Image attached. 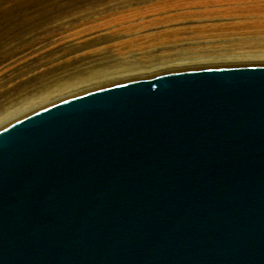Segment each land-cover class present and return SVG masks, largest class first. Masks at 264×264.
Returning a JSON list of instances; mask_svg holds the SVG:
<instances>
[{"label": "water", "instance_id": "95a60500", "mask_svg": "<svg viewBox=\"0 0 264 264\" xmlns=\"http://www.w3.org/2000/svg\"><path fill=\"white\" fill-rule=\"evenodd\" d=\"M0 264H264V65L120 82L0 129Z\"/></svg>", "mask_w": 264, "mask_h": 264}, {"label": "rangeland", "instance_id": "374dc122", "mask_svg": "<svg viewBox=\"0 0 264 264\" xmlns=\"http://www.w3.org/2000/svg\"><path fill=\"white\" fill-rule=\"evenodd\" d=\"M242 52L264 53V0H0V117L168 72L264 65ZM104 73L101 86L24 113L42 93Z\"/></svg>", "mask_w": 264, "mask_h": 264}, {"label": "bare ground", "instance_id": "6f19581e", "mask_svg": "<svg viewBox=\"0 0 264 264\" xmlns=\"http://www.w3.org/2000/svg\"><path fill=\"white\" fill-rule=\"evenodd\" d=\"M257 51H260L259 49H257ZM242 54H243V56H237L238 58L240 57V58H243V57H248V58H264V53H257V52H242ZM236 56V55H235ZM237 57H234V58H237ZM245 59V58H244ZM247 59V58H246ZM198 60H200V59H198ZM250 60V59H249ZM262 65V64H261ZM244 66H247V65H244ZM226 67H228V66H226ZM203 69V68H202ZM194 70V69H193ZM181 71H185V70H181ZM175 72H177V71H175ZM168 73H171V72H168ZM147 74V73H146ZM107 75L108 74H101V75H97V76H94V77H92V78H87V79H84V80H81L80 81V79H79V81H77V80H74L75 82H72V83H70V84H66L65 86H61V88H58V89H56V91H52L51 93H45V94H41L39 97H37V98H34V99H32V100H30L29 102H27V103H25L26 105L25 106H27V107H30V108H27L28 110H26L25 109V112L24 113H26V111H27V113H28V111H30L31 109H33V108H35V107H38V106H42V104L44 105V104H46V103H48V102H50V101H52V100H54L55 101V99L59 96V97H61V96H66V95H70V94H72L73 95V93H76V92H81V91H83V90H87V89H92V87L93 86H97V85H100V84H102V81H99V80H97L96 78H100V77H107ZM82 76V75H81ZM158 76V75H157ZM147 77H149V76H147ZM126 78V77H125ZM101 79H103V78H101ZM73 81V80H72ZM125 81V80H124ZM112 82V81H111ZM110 83V82H109ZM104 84V83H103ZM61 85H63V83L61 84ZM86 86H88V87H86ZM101 86V85H100ZM59 87V86H58ZM99 87V86H98ZM57 88V87H56ZM97 89V88H96ZM92 90H94V89H92ZM48 99H51V100H48ZM64 99V98H63ZM51 103V102H50ZM54 103V102H53ZM47 106V105H46ZM26 108V107H25ZM19 110H22V109H19ZM18 109H14V110H11V111H9V112H6V114L4 113V114H2L3 116H1L0 117V127H2L3 125H5V124H3L2 123V121H4V120H7V121H12L13 120V122H15L14 121V118H16V117H18L17 115H16V117H13V118H11L13 115H15V114H17V112L19 111ZM22 111H24V110H22ZM35 111V110H34ZM29 113H32V112H29ZM28 115V114H27ZM23 117H24V115H23ZM12 119V120H11ZM6 121V122H7ZM12 122V123H13ZM5 123V122H4ZM3 124V125H2ZM2 129V128H1Z\"/></svg>", "mask_w": 264, "mask_h": 264}]
</instances>
